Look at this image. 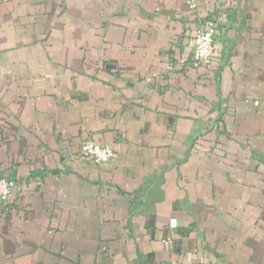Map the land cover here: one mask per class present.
Segmentation results:
<instances>
[{
    "label": "crops",
    "instance_id": "0c3cea01",
    "mask_svg": "<svg viewBox=\"0 0 264 264\" xmlns=\"http://www.w3.org/2000/svg\"><path fill=\"white\" fill-rule=\"evenodd\" d=\"M194 4L0 0V264H264V0Z\"/></svg>",
    "mask_w": 264,
    "mask_h": 264
},
{
    "label": "built area",
    "instance_id": "2783aa9c",
    "mask_svg": "<svg viewBox=\"0 0 264 264\" xmlns=\"http://www.w3.org/2000/svg\"><path fill=\"white\" fill-rule=\"evenodd\" d=\"M194 8V0H187ZM219 35L218 21L215 18L205 21L193 35L192 63L195 67L208 68L212 63L213 47ZM80 157L87 162L101 165L110 163L114 152L109 146H102L91 140H84L80 147ZM15 187L12 179L0 178V203L5 202ZM181 264H191L183 262Z\"/></svg>",
    "mask_w": 264,
    "mask_h": 264
}]
</instances>
